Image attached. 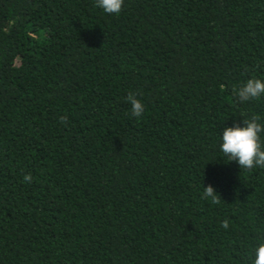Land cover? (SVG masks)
<instances>
[{
    "label": "trees",
    "instance_id": "1",
    "mask_svg": "<svg viewBox=\"0 0 264 264\" xmlns=\"http://www.w3.org/2000/svg\"><path fill=\"white\" fill-rule=\"evenodd\" d=\"M95 5L0 0V264H252L264 168L218 138L264 122V0Z\"/></svg>",
    "mask_w": 264,
    "mask_h": 264
},
{
    "label": "clouds",
    "instance_id": "2",
    "mask_svg": "<svg viewBox=\"0 0 264 264\" xmlns=\"http://www.w3.org/2000/svg\"><path fill=\"white\" fill-rule=\"evenodd\" d=\"M124 0H96V7L102 9L105 14H119L122 11ZM233 95L241 103L257 100L264 96V80L251 78L243 84L233 88ZM127 101L131 105V114L136 118H142L145 106L137 98L136 93H129ZM264 122L258 116L242 119L241 123L234 122L230 127H224L218 138L219 150L231 162H236L240 169L252 170L264 168ZM32 177L25 175V182H30ZM202 198L218 202L216 189L209 185L203 187ZM220 197V195H219ZM228 222L224 221L222 227L228 228ZM252 264H264V239H261L253 248Z\"/></svg>",
    "mask_w": 264,
    "mask_h": 264
}]
</instances>
